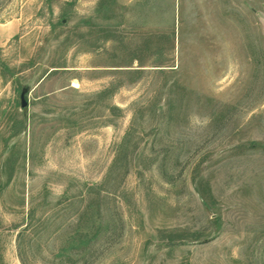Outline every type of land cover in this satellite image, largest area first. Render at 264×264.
Listing matches in <instances>:
<instances>
[{
    "label": "rangeland",
    "instance_id": "1",
    "mask_svg": "<svg viewBox=\"0 0 264 264\" xmlns=\"http://www.w3.org/2000/svg\"><path fill=\"white\" fill-rule=\"evenodd\" d=\"M0 264H264V0H0Z\"/></svg>",
    "mask_w": 264,
    "mask_h": 264
},
{
    "label": "water",
    "instance_id": "2",
    "mask_svg": "<svg viewBox=\"0 0 264 264\" xmlns=\"http://www.w3.org/2000/svg\"><path fill=\"white\" fill-rule=\"evenodd\" d=\"M22 106H25V102L24 101L22 102Z\"/></svg>",
    "mask_w": 264,
    "mask_h": 264
}]
</instances>
